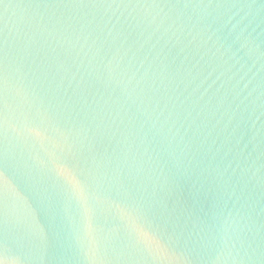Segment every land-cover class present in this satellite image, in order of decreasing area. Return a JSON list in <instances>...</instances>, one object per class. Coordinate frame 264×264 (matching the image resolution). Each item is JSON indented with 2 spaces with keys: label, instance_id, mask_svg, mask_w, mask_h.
<instances>
[{
  "label": "water",
  "instance_id": "1",
  "mask_svg": "<svg viewBox=\"0 0 264 264\" xmlns=\"http://www.w3.org/2000/svg\"><path fill=\"white\" fill-rule=\"evenodd\" d=\"M0 264H264V0H0Z\"/></svg>",
  "mask_w": 264,
  "mask_h": 264
}]
</instances>
